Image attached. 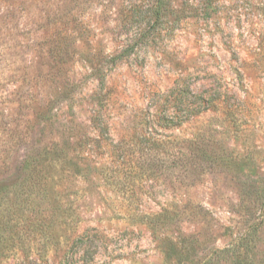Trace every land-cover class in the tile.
<instances>
[{"label": "rangeland", "instance_id": "1", "mask_svg": "<svg viewBox=\"0 0 264 264\" xmlns=\"http://www.w3.org/2000/svg\"><path fill=\"white\" fill-rule=\"evenodd\" d=\"M0 264H264V0H0Z\"/></svg>", "mask_w": 264, "mask_h": 264}, {"label": "trees", "instance_id": "2", "mask_svg": "<svg viewBox=\"0 0 264 264\" xmlns=\"http://www.w3.org/2000/svg\"><path fill=\"white\" fill-rule=\"evenodd\" d=\"M206 102L207 101L204 100L202 102V104L199 105L200 106L199 108H194V109L190 108V110L188 109L189 113L183 117V121L190 119L193 115H198V114L206 111L208 109V105ZM169 104H171V101L166 99L163 101V104L160 108L163 109L165 112H167L168 115L171 116L172 118H179L181 116L180 115V109H178V107H176L177 105H175V104L171 105V107ZM40 117H41L40 114L36 115V119H40ZM179 123L177 122V124H179ZM174 125H176V124H174Z\"/></svg>", "mask_w": 264, "mask_h": 264}]
</instances>
